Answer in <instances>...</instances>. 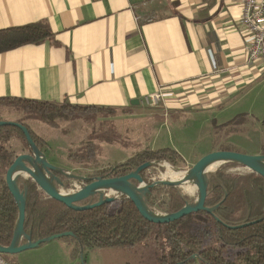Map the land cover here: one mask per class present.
<instances>
[{
    "label": "crops",
    "instance_id": "obj_1",
    "mask_svg": "<svg viewBox=\"0 0 264 264\" xmlns=\"http://www.w3.org/2000/svg\"><path fill=\"white\" fill-rule=\"evenodd\" d=\"M241 11V0H0V29L42 22L53 33L0 53V98L113 109L141 126L143 148L172 147L183 160L174 130L225 124L264 82L262 62L246 57Z\"/></svg>",
    "mask_w": 264,
    "mask_h": 264
},
{
    "label": "trees",
    "instance_id": "obj_2",
    "mask_svg": "<svg viewBox=\"0 0 264 264\" xmlns=\"http://www.w3.org/2000/svg\"><path fill=\"white\" fill-rule=\"evenodd\" d=\"M52 36L49 26L42 22L2 28L0 53L25 44H38ZM3 102L15 106L24 118L36 119L49 126H55L56 120L61 118H73L75 115L96 111H113L107 107L81 106L65 101L56 103L0 98V104ZM245 119L243 114H238L224 125L235 126ZM16 122L28 128L35 144L42 150L45 144L43 140L22 120ZM262 124L264 127V116ZM14 133L29 149L20 129L0 126V244L4 246L10 243L17 216L16 203L4 180L7 167L18 155L10 143ZM88 152L93 153V150L89 149ZM151 160H165L176 167L178 162L183 161L172 147L145 148L124 161L87 175L117 177ZM229 164L238 165L225 162L222 166ZM140 173L145 180V170ZM208 178L205 206L218 204L213 214L199 211L162 224L144 219L134 204L123 196L117 199L116 207L113 202H109L87 210H73L46 197L31 179L25 178L20 185L22 189L26 187L24 230L31 235L32 240L72 232L73 235L61 239L70 247L74 259L78 258L80 245L84 250L94 247L132 248L144 243L153 233L155 241L163 242L166 247L162 248L157 264H188L196 259L203 264H264V178L250 171L230 174L222 168L208 172ZM64 187L68 188L69 184L65 182ZM147 197L151 209L157 208L165 213L179 210L188 201L185 194L168 186L152 187ZM241 224L246 225L239 226ZM192 254L197 257L187 260ZM0 255L6 259L7 254Z\"/></svg>",
    "mask_w": 264,
    "mask_h": 264
},
{
    "label": "rangeland",
    "instance_id": "obj_3",
    "mask_svg": "<svg viewBox=\"0 0 264 264\" xmlns=\"http://www.w3.org/2000/svg\"><path fill=\"white\" fill-rule=\"evenodd\" d=\"M234 114H243L245 121L235 126L219 124L210 121L205 127L196 126L184 129L182 133L173 131V140L178 144L183 161L177 167L165 160L145 169L146 182L157 180H171L166 178V168L162 163L170 164L178 171H185L202 155L214 150H232L245 154L264 153V82L256 87L247 102L242 101L229 108ZM15 106L3 102L0 104V120H22L31 130H35L45 138L48 147L43 151L47 160L54 166L68 173L87 175L89 172L102 171L109 166L124 161L132 153L140 151L145 144V135L141 126L131 127L126 120L116 119L117 111H96L67 119H57L55 126H49L39 120L24 118ZM249 114V118L248 115ZM234 115L231 120L235 117ZM192 124V123H191ZM145 131V129H144ZM43 140V139H42ZM10 143L17 154L27 153L29 149L16 133L12 134ZM44 147V146H43ZM89 149L93 153H89ZM87 155V156H86ZM83 157L84 159H81ZM154 161V160H151ZM217 164L214 171L222 168L230 174L246 173L248 170L240 165ZM74 181V180H69ZM79 184V183H78ZM72 188L69 186L68 190ZM188 201L196 196L193 192H184ZM64 190V188H63ZM113 206L118 204L112 201ZM155 211L164 212L155 208ZM163 242H156L153 233H150L144 243L132 248H86L84 250L85 264H157ZM6 259L15 264H82L79 258L71 260L68 256V247L61 238H54L38 247L30 248L16 254L6 256Z\"/></svg>",
    "mask_w": 264,
    "mask_h": 264
},
{
    "label": "water",
    "instance_id": "obj_4",
    "mask_svg": "<svg viewBox=\"0 0 264 264\" xmlns=\"http://www.w3.org/2000/svg\"><path fill=\"white\" fill-rule=\"evenodd\" d=\"M134 102L137 103L138 101L135 100ZM0 126H14L20 129L29 146V152L18 154L5 171V184L16 203L17 216L10 243L6 246L0 244V254H16L30 248L38 247L54 238L73 235L72 232H63L32 240L31 235L25 232L26 187L23 189L20 187L25 178L31 179L46 197L59 201L68 208L76 211L91 209L117 200L123 196L134 204L144 219L156 224L168 223L199 211L213 214L218 204L212 207L205 206L209 178L208 172L204 171L208 164L213 161L237 163L250 170V172L256 173L264 178V153L250 155L232 150H214L202 155L185 169L182 182L188 179L194 180L196 190L194 199L186 201L175 212H158L151 209L148 205L147 196L150 194V189L158 186L175 188H179L180 186V182H173L171 180L161 179L149 182L144 180L140 172L154 164H159L160 161H146L133 168L127 174L117 177L103 178L101 176L71 174L52 165L47 160L43 151L35 144L25 125L16 121L0 120ZM64 178L74 180L79 184L76 183V186L65 190L67 188L64 187ZM81 202L84 203L81 204ZM83 253L84 248L80 245L78 258L82 264H85ZM196 257V254H192L187 260L195 259Z\"/></svg>",
    "mask_w": 264,
    "mask_h": 264
},
{
    "label": "built area",
    "instance_id": "obj_5",
    "mask_svg": "<svg viewBox=\"0 0 264 264\" xmlns=\"http://www.w3.org/2000/svg\"><path fill=\"white\" fill-rule=\"evenodd\" d=\"M241 7L240 22L247 31L246 57L249 61H261L264 66V0H241ZM161 97V92L156 91L145 95L143 102L156 105ZM0 264L10 262L0 255Z\"/></svg>",
    "mask_w": 264,
    "mask_h": 264
},
{
    "label": "bare ground",
    "instance_id": "obj_6",
    "mask_svg": "<svg viewBox=\"0 0 264 264\" xmlns=\"http://www.w3.org/2000/svg\"><path fill=\"white\" fill-rule=\"evenodd\" d=\"M220 161H213L208 164V166L204 169V171L207 172H212L214 171L215 167L217 164H219ZM167 171L166 178L171 179L173 182H180V189L183 190L184 192H193L195 190V184L193 179H188L184 182L183 180V175L185 171H178L174 169L170 164L167 163H162Z\"/></svg>",
    "mask_w": 264,
    "mask_h": 264
},
{
    "label": "flooded vegetation",
    "instance_id": "obj_7",
    "mask_svg": "<svg viewBox=\"0 0 264 264\" xmlns=\"http://www.w3.org/2000/svg\"><path fill=\"white\" fill-rule=\"evenodd\" d=\"M64 182H67L68 184L70 183V181L67 180L66 178H64Z\"/></svg>",
    "mask_w": 264,
    "mask_h": 264
}]
</instances>
